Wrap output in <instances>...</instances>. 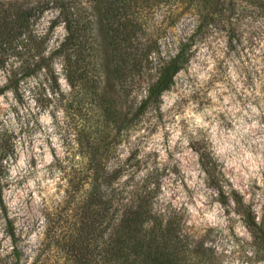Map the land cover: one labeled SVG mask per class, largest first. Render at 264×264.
Masks as SVG:
<instances>
[{"label":"clouds","instance_id":"obj_1","mask_svg":"<svg viewBox=\"0 0 264 264\" xmlns=\"http://www.w3.org/2000/svg\"><path fill=\"white\" fill-rule=\"evenodd\" d=\"M80 2L84 4V0ZM223 3L225 15L229 16L230 0H223ZM231 11L235 13L230 15V23L235 28L232 39L235 50L229 48L227 32L209 25L208 34L192 47L195 56L189 60L186 71L182 69L173 77L178 81L175 88L160 94L159 113L163 119L156 112L147 113L150 119L143 121L127 142L118 145L115 156L106 162L105 168L109 174L124 169L112 185L124 203L136 192L146 190L154 193L152 214L162 217L165 225L173 213L182 217L177 236L187 243L188 249L194 248L197 242L202 243L215 258L214 264H264V260L257 262L253 235L232 195L233 191L240 195L242 205L251 208L256 224L261 225V208L264 207V15L258 14L247 0H235ZM166 12L163 6L154 10L157 26L165 20ZM49 15L45 13L46 17ZM178 23L188 26L187 36H191L196 27L195 18L189 16L180 17ZM227 23L225 21V25ZM44 24L46 27V20ZM66 35L61 22L54 38L62 41ZM180 35L181 28L177 27L168 33L167 44L164 38L159 39L160 56L165 60L179 55L175 37ZM44 55L48 56L49 52ZM160 56L153 51L148 59L155 65ZM54 69L59 76L60 92L67 95L72 89L63 74V64L55 62ZM6 83L0 73V87ZM27 83L33 89L38 85L36 78ZM21 91L24 105L17 101L12 90L0 95V133L15 134L11 141L15 155L9 154L0 161L6 170V175L0 176V191L8 217L15 220L17 235L23 236L19 247L24 256L20 264H33L47 227L46 217L36 209L50 210L53 203L62 202L64 193L57 185L66 186L67 182L61 179L63 172L55 165L57 158L68 165L65 157L70 153L66 141L73 149L76 142L68 130V117L63 107L53 104L42 108L23 81ZM60 92L54 94L48 90L45 95L58 100ZM148 95L149 86L141 83L130 91L129 101L139 105ZM52 149H55V156ZM134 150H138L135 160L140 163L129 166L127 161ZM154 175H158L157 180L151 179ZM214 178L219 188L211 186ZM221 192L227 198L226 203L220 201ZM28 200L33 209L31 214L28 213ZM151 226V221L144 224L145 228ZM204 229H211V232L200 241L199 234ZM12 251V239L0 226V260L6 259ZM7 264L13 261L7 260Z\"/></svg>","mask_w":264,"mask_h":264},{"label":"trees","instance_id":"obj_2","mask_svg":"<svg viewBox=\"0 0 264 264\" xmlns=\"http://www.w3.org/2000/svg\"><path fill=\"white\" fill-rule=\"evenodd\" d=\"M51 1L58 8L67 32L53 51V56L63 64V74L72 89L68 95L62 94L66 99L64 108L70 113L74 111L82 123L77 134L79 145L80 135L89 127L86 138L89 155L83 169L69 179L71 189L67 187L63 202L55 208L56 219L48 217L41 242L44 246L40 247L33 264H212L211 252L202 243L197 242L194 248L188 249L187 243L177 236L182 217L173 213L165 225L162 217L152 214L154 193L138 191L124 203L112 187L124 169L109 174L105 164L115 156L118 145L141 125L145 115L159 108L161 92L171 87L173 77L191 59L194 40L203 37L209 25L214 26L225 16L223 0H182L194 14L196 27L191 36L178 42L179 55L170 61L160 56L161 48L155 42L130 45L120 41L128 31L121 25L110 24L114 90L112 94H102L95 104L92 98L99 93L100 81L96 76L101 67L97 60L102 47L88 39L92 33L91 20H86L78 10L77 0ZM233 1L230 0L229 11ZM249 1L260 6L264 15V0ZM37 7L28 9L27 21ZM153 51L160 56L155 65L148 59ZM131 81L135 88L141 83L147 84L149 95L139 105L132 101L124 106L120 95L129 97L133 89ZM151 179L157 180V175ZM75 200L77 205L71 207ZM148 221L152 226L145 228ZM247 226L258 253L264 251V219L257 225L255 214L250 211ZM6 232L12 239L13 251L0 264H7V260L20 264L24 253L11 220L6 222Z\"/></svg>","mask_w":264,"mask_h":264},{"label":"rangeland","instance_id":"obj_3","mask_svg":"<svg viewBox=\"0 0 264 264\" xmlns=\"http://www.w3.org/2000/svg\"><path fill=\"white\" fill-rule=\"evenodd\" d=\"M47 1L48 4L46 3ZM77 2L80 3L78 10L82 13L84 18L86 20H91L92 33L88 38L89 41L92 43H98L102 47L100 56L97 60L99 66L101 67V72L96 76L98 81H100L98 90L99 93L92 98L93 104L99 101L102 94H112L114 90V87L112 86L113 77L112 56L110 51V31L108 29L110 24L113 26L121 25L126 31H128L124 37L119 39L124 43L136 45L140 42H155L160 46L158 42L159 39L164 38L165 44H167V40L169 38L168 33L172 32L177 27L181 28V35L179 37H175L176 44H178L180 40L189 37L185 35L188 26L180 25L178 23L179 18L182 16L195 18L192 11L186 8L187 3L182 0H84L83 5L81 4L80 0H77ZM234 3L235 0L232 2V4H230L231 9L234 7ZM247 3L250 4L254 10H257L258 14L263 15V10L260 6L250 3L249 0H247ZM33 6L39 7L35 8L31 12L27 21V11ZM162 6L167 9V12L165 14V20L163 23L157 26L154 22L153 13L154 10H158ZM107 8L109 10L108 12ZM229 12L230 15H235L234 12ZM45 13H49L50 15L46 17ZM230 15H222L220 20L217 21L214 26H217L228 33L229 48L230 50H235L232 45V39L235 36V28H233L230 23ZM45 20L47 21L46 27L44 24ZM225 21H228L227 25H225ZM61 22L63 21L59 15V10L51 0H0V73H3V78L7 80V83L3 87H0V95H3L8 90H12L17 101L21 105H24L26 102L24 101L23 92L21 91V82L23 81L24 86L28 87L29 90L34 93L37 98V103L42 108L53 104H56L57 107L64 108L66 99L63 98V92H60L59 76L54 69V63L60 62V59L53 56L54 49L61 42L59 37L54 38L55 29ZM208 32L203 37L196 38L194 40V45L198 41H202ZM45 52H49V55L45 56ZM170 52L171 50H169V54ZM194 56L195 53H193L191 59ZM13 57L16 59L13 60ZM16 63H19L20 65L18 68L15 67ZM186 66L183 68L185 71ZM41 75H43L42 80ZM31 78H36L38 81V85L34 89L31 88L27 83ZM177 82L178 81L174 80L168 90L174 89ZM131 84L132 88L136 87V85L134 86V81H131ZM45 85L48 87L45 88ZM48 90H51L54 94L60 92L59 99L54 100L53 98L47 97L45 93ZM121 91L122 90H120V92ZM120 96L124 106L131 103L129 101V97L126 99L123 98L122 95ZM196 98L197 97H194V99ZM161 103L162 101L160 104ZM12 110L18 113V109L15 107H13ZM65 112L68 117V130L75 137L76 147L73 149L71 143L66 141V148L68 149V153H70L65 157L66 161H68V165L65 166L64 164L60 163L58 158L55 165L63 172L61 179L67 182L66 186L64 184L57 185L58 190L64 193V197L67 187L71 189L68 184L69 179L75 174L76 171L83 169L84 162L89 155L86 149V138H88V134L90 132V130H88L89 127H86V131L82 133V136L80 135L82 143L79 145L77 134L82 123L79 121V118L74 111L70 113L65 110ZM150 112H156L159 114V118L161 120L163 119L162 114L159 113V108ZM148 119H150V117L145 115L144 121ZM134 131L135 130H132L128 138L122 142H127L130 135ZM152 131L154 132L155 129L153 128ZM14 138V133H8L7 131L0 133V161L5 159L9 154H12L13 156L15 155L14 148L11 143ZM52 151L53 155L55 156V149H52ZM137 155L138 150L132 151L131 156L127 161L129 166L139 165L140 162L135 160ZM76 157H79V161H76ZM202 159H207V157L202 156ZM32 164L35 166L34 158L32 159ZM3 175H6V170L4 166L0 164V176ZM6 186L7 185H4L3 187ZM211 186L219 188V184L215 178L212 179ZM232 195L239 205L237 210L244 219V222L247 226V215L251 211V208L244 207L242 205L241 197L235 191H233ZM226 199L227 198L221 192L220 201L222 203H226ZM76 200L71 203V207L77 205ZM26 202L29 204L28 213L31 214L33 212L31 201L28 200ZM59 204L53 203V206L50 210L37 208L36 212L44 215L46 219H49V216L50 218L56 219L54 210ZM0 210L3 211V216L0 217V220L3 221V224H0V226L4 228L6 236H8L6 232L7 220H11L15 227L16 224L14 219L8 217V210L6 205L3 203V199L0 202ZM261 219H264V207L261 208ZM22 231L23 230L21 229V232ZM210 232L211 229L202 230V232L199 234L200 241L205 239L207 234ZM19 238V242L21 244L23 241V236L21 235ZM43 246L44 244L41 247ZM252 246H254L256 249L254 239L252 241ZM256 253L257 262L264 260V251L258 253L256 250ZM214 259L215 258L213 257L212 264H214Z\"/></svg>","mask_w":264,"mask_h":264}]
</instances>
